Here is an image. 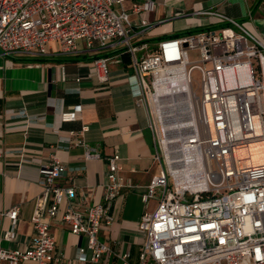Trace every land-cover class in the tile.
Segmentation results:
<instances>
[{
    "label": "built area",
    "instance_id": "2783aa9c",
    "mask_svg": "<svg viewBox=\"0 0 264 264\" xmlns=\"http://www.w3.org/2000/svg\"><path fill=\"white\" fill-rule=\"evenodd\" d=\"M126 1L0 0V51L6 57L41 58L52 42L64 54L102 51L117 42L135 52ZM142 1L135 12L153 9L151 0ZM206 14L220 17L222 27L160 41L155 52L134 59L128 77L134 97L151 108L161 168L143 196L147 208L152 200L158 205L139 224L146 236L139 264H264V44L243 23L218 12ZM93 69L100 84L110 81L107 57L96 58ZM195 71L201 73V97L194 91ZM161 94L189 98L171 106L169 124L156 107ZM81 113L82 106H76L61 120L77 121ZM87 131L85 126L82 132ZM74 145L86 147L82 139ZM93 156L99 157L88 154ZM108 165L103 202L83 207L75 188L57 184L66 172L57 157L42 164L43 196L31 220L32 241L24 250L0 249V264H61L51 231L56 219L86 239L80 261L108 264L104 259L111 250L100 233L113 223L111 206L124 186L121 156L109 157ZM199 178L198 191L184 183ZM0 215L17 224L20 207ZM11 237L7 231L4 238ZM129 258L122 255L124 264Z\"/></svg>",
    "mask_w": 264,
    "mask_h": 264
},
{
    "label": "crops",
    "instance_id": "0c3cea01",
    "mask_svg": "<svg viewBox=\"0 0 264 264\" xmlns=\"http://www.w3.org/2000/svg\"><path fill=\"white\" fill-rule=\"evenodd\" d=\"M151 1L153 9L140 14L134 6L142 0L125 3L136 32L131 41L135 52L117 42L106 50L80 54H64L52 42L41 58L6 57L0 51V213L20 207L17 224L0 215V249L24 250L31 243V220L43 196L40 167L52 156L66 167L57 184L75 188L82 206L88 207L103 202L108 158L119 154L124 186L111 206L113 223L100 233L111 250L104 261L124 264L122 255L127 253L130 264H139L146 241L139 224L158 205L152 200L147 208L143 196L161 168L155 160L151 108L130 90L134 59L155 52L162 38L222 26L223 20L206 14L209 11L243 23L264 44V0ZM102 56L110 61L107 84L99 83L93 69V61ZM76 106H82L80 119L62 122L61 114ZM85 126L88 131L83 133ZM78 139L86 147L75 146ZM7 231H12L10 240L4 238ZM51 231L61 264H96L79 260L86 239L74 235L68 224L56 219Z\"/></svg>",
    "mask_w": 264,
    "mask_h": 264
},
{
    "label": "bare ground",
    "instance_id": "6f19581e",
    "mask_svg": "<svg viewBox=\"0 0 264 264\" xmlns=\"http://www.w3.org/2000/svg\"><path fill=\"white\" fill-rule=\"evenodd\" d=\"M183 71V70H182ZM180 82H182L180 85L179 90L181 93L183 92V89L185 91V82H184V75H180ZM183 101V102H182ZM178 102V103H177ZM189 103V98L187 96H171V97H164V94H161V96H158L156 99V107L160 113V116L162 117V120L165 124H169L171 121L167 118L170 115V112H172L171 106H177V104L181 103ZM184 109V108H183ZM177 110H182L181 107H179ZM166 117V118H164ZM189 172L190 169H189ZM185 184L189 183L190 187L193 191H198L200 188L203 187L202 180L199 179H190L189 181H184Z\"/></svg>",
    "mask_w": 264,
    "mask_h": 264
},
{
    "label": "rangeland",
    "instance_id": "374dc122",
    "mask_svg": "<svg viewBox=\"0 0 264 264\" xmlns=\"http://www.w3.org/2000/svg\"><path fill=\"white\" fill-rule=\"evenodd\" d=\"M191 60H195V58L194 57H191ZM193 80H194V91L196 92V94H197L198 97H201V95H202V89H201V73L199 71H195L193 73ZM152 107H153V110L155 112V107H154L153 100H152Z\"/></svg>",
    "mask_w": 264,
    "mask_h": 264
},
{
    "label": "trees",
    "instance_id": "16d2710c",
    "mask_svg": "<svg viewBox=\"0 0 264 264\" xmlns=\"http://www.w3.org/2000/svg\"><path fill=\"white\" fill-rule=\"evenodd\" d=\"M222 27V26H220ZM220 27H213V28H208V29H202V30H195V31H190V32H187L185 34H194V33H197V32H201V31H204V30H216V29H219ZM185 34H178V35H175V36H172V37H169V38H176V37H180V36H183ZM169 38H162L160 39L159 41H162V40H165V39H169Z\"/></svg>",
    "mask_w": 264,
    "mask_h": 264
}]
</instances>
